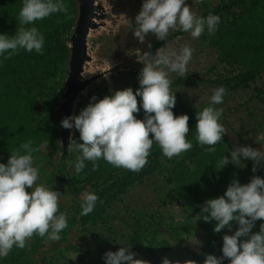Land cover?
I'll return each instance as SVG.
<instances>
[{"label":"clouds","instance_id":"1","mask_svg":"<svg viewBox=\"0 0 264 264\" xmlns=\"http://www.w3.org/2000/svg\"><path fill=\"white\" fill-rule=\"evenodd\" d=\"M54 13H64L71 19L64 0H23L19 12V27L14 36L0 34V57L11 59L20 49L42 54L44 35L34 25ZM134 37L141 43L149 35L164 41L170 30L181 29L198 39L205 32L214 33L220 23V17L209 14L206 18L192 10L186 0H143L142 8L135 17ZM151 49V44L148 45ZM194 49L184 45L175 48L161 47L153 55L151 51L143 54V68L139 74V89L117 90L112 95L92 102L79 115L66 117L61 126L75 129L80 133L78 143L70 137L68 152L80 153L75 162V172L79 174L85 168V160L91 161L93 171L98 170L99 159L117 168L131 172L141 171L148 163L153 145L162 150L165 157L172 159L188 152L193 144L188 140L190 132L188 115L176 116V93L171 91L172 80L169 73L184 76L187 65L192 59ZM7 54V55H5ZM227 94L224 87L213 90L210 106L197 111L196 141L207 152H215V145L223 141L227 130L220 122L223 109L212 105L223 103ZM142 98L144 118L138 119ZM31 140L21 144L10 153L7 164L0 163V257H7L16 246L24 249L28 241L39 235L52 241L61 239L60 233L68 227L67 212L59 211L62 194L44 183H38L40 170L34 166V152ZM22 152L24 154H22ZM230 157L221 158L217 171L227 165L239 166L241 158L251 160L256 172L264 161V150L251 146H235ZM29 189L31 191H29ZM99 197L85 191L81 197V216L94 211ZM203 220H215V233L224 229L232 231V222L239 226L234 234L223 236L222 257L206 255L204 264H264V224L258 232H253L257 221L264 220V178L253 176L249 183L241 184L234 179L223 196L205 202ZM138 254L126 247L105 254V264H150L137 259ZM162 264H172L167 257ZM176 264H180L176 261ZM184 264H197L195 260H186Z\"/></svg>","mask_w":264,"mask_h":264},{"label":"rangeland","instance_id":"2","mask_svg":"<svg viewBox=\"0 0 264 264\" xmlns=\"http://www.w3.org/2000/svg\"><path fill=\"white\" fill-rule=\"evenodd\" d=\"M186 2L200 16V0H186ZM205 2L209 7L215 8L227 3L228 0H205ZM97 4L101 7L97 15H103L104 19L96 20L95 23L98 27L91 30L88 35L87 55L89 61L85 63L82 72L83 80L91 78L94 80L75 102L72 116L79 115L92 102L93 96L97 97L98 101L117 90H125L129 87L134 92L138 90L140 87L138 77L143 68L140 62H143L144 52L151 51L154 55L156 50L161 47L179 50L181 46L187 45L194 49L192 59L187 65V73L180 76L170 72L169 78L175 80L197 76L205 81L189 82L171 90L176 93L179 99L188 102L196 110H200L206 105L210 106L213 90L221 87L206 81L234 77L244 70L240 62L229 65L218 58L215 45L207 39V27L198 39H193L187 32L157 46L162 40H158L154 35H149L146 42L141 44L134 37L133 32L136 27L135 17L142 8L143 0H97ZM232 9L234 12L238 10L237 6H233ZM18 27H14L15 33ZM72 29L62 36L66 44ZM180 31L182 30L179 28L170 30L167 37ZM149 44H151V49L148 47ZM67 47L69 49L68 44ZM67 66L68 61L63 66L61 73H56L47 82L46 89L33 91L31 95L35 97L37 104H45L51 108L59 119L58 137L54 142H40L37 138L32 141L34 148H40L39 152L33 153V157L34 166L40 170L38 183H44L62 194L59 211L67 212L68 227L60 233L59 241L49 240L47 236L42 238L39 235H34L24 249L13 246L7 257H0V264H95L92 252L102 249L107 252H115L121 246L137 253V259L159 264L150 253L136 249L135 244L128 238L132 230L139 231L143 237L152 238L161 255H167L172 264H176V261L184 264L187 258L184 256L182 248L168 242L166 235L154 232L153 228L148 225L150 223L149 215L152 213L160 216L166 229L177 230L185 227L188 223L184 209L175 205L162 206L159 203L165 194L174 193V185L170 182L171 162L174 157L169 159L163 154L159 156L158 161L162 164L160 171L143 176L140 182L133 184L125 194L110 203L103 211H95V214L106 220L107 223L88 222L82 232L74 226L79 223L78 205L82 202V194L85 191L92 192V190L87 187L79 197H75L62 184L61 179L74 177L79 181L92 180L94 172L92 162L85 160V168L77 174L75 172L76 152H67L65 158L62 155L59 135L62 115L59 108L63 102L62 95ZM254 87L260 90V94L257 95L254 92ZM51 89L55 91L53 94ZM212 106L223 109L220 122L227 130L224 139L232 149L235 146H251L254 149L264 150V72L255 81L248 82L247 86L227 91L223 97V103ZM173 112L175 111L173 110ZM70 137L76 140L80 137V133L71 129ZM22 154L24 153L22 152ZM150 160L148 159L146 166L141 171L135 172V175H141L148 170ZM247 163L253 164L251 160L241 158L240 166ZM126 171L128 170L118 168L117 175L122 176ZM29 191L31 190L29 189ZM69 228L70 230H68ZM185 237H187L185 243L193 253L197 254L202 251L204 241L200 232L189 233Z\"/></svg>","mask_w":264,"mask_h":264},{"label":"trees","instance_id":"3","mask_svg":"<svg viewBox=\"0 0 264 264\" xmlns=\"http://www.w3.org/2000/svg\"><path fill=\"white\" fill-rule=\"evenodd\" d=\"M64 3L68 7L71 19H66L64 13H54L36 21L34 25H29V27H37L44 35L42 54L35 50L28 52L20 49L11 59L5 60L0 57V163L7 164L10 153L29 140L33 141L37 138L40 142H54L58 137L59 119L55 112L45 104H37L31 93L46 89L47 82L56 73H61L68 61L69 49L62 36L74 26L76 6L73 0H64ZM22 6L23 0H0V34L9 36L16 34L14 27L20 26L18 17ZM233 6H237V12L233 11ZM200 10L201 17L206 18L209 14L220 17V23L214 33H207L208 41L213 43L218 51V58L229 65L240 62L244 67V70L234 77L206 82L230 91L255 81L264 72V0H228L227 3L215 8L209 7L205 0H200ZM185 33L187 32L182 30L169 36L157 46ZM189 82L205 81L197 76L178 78L172 80L171 90ZM253 90L257 95L260 94L258 88L254 87ZM54 92V89H51V93ZM137 99L141 104L137 118L143 119L142 98L137 97ZM203 108L196 110L188 102L176 96V106L173 110L176 116L186 114L190 117V132L187 138L193 144V148L174 157L171 162L170 182L174 185L175 194L167 193L159 201L162 206L175 205L184 209L188 223L177 230L166 229L156 213L149 215L150 223H148L154 232L166 235L168 242L182 248L187 260H195L197 264H204L206 255L222 257L223 236L234 234L239 227L236 222H232L231 232L224 229L220 233H215L217 222L203 220L206 215L202 212L205 202L223 196L234 179H238L241 184H247L253 176L264 178V162L256 172L252 170L254 167L252 163L244 166L229 164L223 170H216L215 167H219L221 158L228 156L231 159L232 148L224 137L222 142L215 145V152H207L205 149L208 146L202 148L198 144L195 139L196 115L197 111H202ZM76 141L82 143L79 138ZM76 154L80 155L77 152ZM162 154L160 147L154 144L148 157L151 159L148 170L141 175L126 171L122 176H118L117 167L99 159L96 161L99 168L93 171L92 180L79 181L74 177L61 179L62 184L75 197H79L87 187L99 197L94 211L87 216L80 215L78 225L74 226L82 232L88 222L107 223L106 220L98 217L95 211H103L110 203L125 194L133 184L140 182L143 176L160 171L162 164L158 161V157ZM78 206L81 213V204ZM261 224H264V220L256 222L253 232H258ZM195 232H200L204 241V248L197 254L193 253L185 243L187 239L185 236ZM128 238L135 244L137 250L142 249L150 253L159 264L167 257L161 255L152 238L143 237L139 231L132 230ZM106 253L104 249L92 252L94 263L105 264ZM150 264L153 262L150 261ZM223 264H230V261L224 260Z\"/></svg>","mask_w":264,"mask_h":264},{"label":"water","instance_id":"4","mask_svg":"<svg viewBox=\"0 0 264 264\" xmlns=\"http://www.w3.org/2000/svg\"><path fill=\"white\" fill-rule=\"evenodd\" d=\"M76 6V18L71 35L67 39L69 45V57L67 73L64 83L63 102L59 108L62 120L72 116L75 102L80 98L84 89L94 80V78L83 80L82 72L86 62L89 61L87 55V38L91 30L98 27L96 20H103V15H97L101 7L97 0H73ZM62 122V121H61ZM71 129L60 128V144L62 146L63 157L67 155V147L70 143Z\"/></svg>","mask_w":264,"mask_h":264}]
</instances>
